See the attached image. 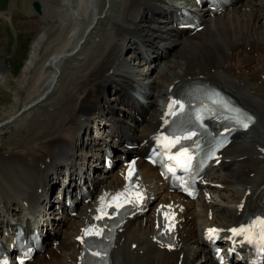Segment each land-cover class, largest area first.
Instances as JSON below:
<instances>
[{
	"label": "bare ground",
	"instance_id": "1",
	"mask_svg": "<svg viewBox=\"0 0 264 264\" xmlns=\"http://www.w3.org/2000/svg\"><path fill=\"white\" fill-rule=\"evenodd\" d=\"M243 5L246 9L241 8V12L236 10L231 17L219 15L210 19L204 30L192 35L177 31L171 22H163V15L171 10L168 0H74L71 10L64 8V13L60 9L54 10L53 15L43 14L38 22L31 24L38 29V35L25 61L23 77L15 84V98L11 105L3 106L0 111V133L11 124L8 120L16 116L20 106L24 107L43 94L47 97L39 103L49 99L47 92L51 89L52 95H58L60 77H63L60 61L70 59L73 66L69 67V88L62 89L66 82L63 83L61 94L49 100L50 107L56 102L59 104L58 109L55 107L56 113L50 117L49 113L47 117L44 115L45 118L38 121L37 132L31 134L30 141H39L37 145L29 144L26 138L27 144L25 140L16 144L25 146L24 151L13 148L0 153V227L15 224L24 213L25 203L41 208L37 207L40 218L35 221H49L43 224L45 251L35 256L30 264H78L81 246L75 238L80 234L94 199L87 203L79 200L80 188L76 183L89 184L92 186L90 194H97L102 188L111 189L122 181L118 172L105 169L93 177L79 175L77 164L84 166L87 156L82 152L80 156L75 154L76 147L102 151L115 145L119 156L127 154L126 139H143L157 128L160 116L157 104L165 99L169 86L177 87L192 77L212 80L257 118L250 130L235 137L224 150L222 162L208 173L205 191L216 190L223 202L218 204L206 193L195 201H184L178 195L168 193L156 171L142 164L149 207L146 212L136 211L124 223L122 231H118L109 264H215L202 238L204 227L228 228L244 213L264 211V93L250 90L254 80H261L256 87L264 88V77L261 76L264 29L260 30L257 24L258 17L264 14V0H245ZM240 15L246 16L248 21H242ZM69 17L72 21L68 29L73 28L76 34L68 35L40 58L38 75L34 73L27 95L21 100L26 73L39 56L43 35L58 24L63 23V26ZM106 19L109 28L101 29V23ZM94 43L98 46H93ZM1 45L0 42V74L4 77L7 57ZM141 45L151 51L152 58L146 62V71L138 73L121 68L127 61L123 56L127 53L134 56L132 59H139ZM86 47L91 50L88 52ZM149 55L146 54L147 58ZM54 59H57L55 63ZM135 73L148 80L145 105L138 104L132 94ZM17 118L19 116L15 121ZM94 118L103 121L102 125H95L103 135L97 140L99 142L91 145L79 135L90 128ZM62 169L70 171L67 188L75 189L71 195L78 205L74 217L67 214L64 196L55 202L48 199L52 177ZM211 182H215V187ZM170 200L177 202L172 206L180 219L179 240L172 250L156 240L155 223L159 203ZM240 202H244L242 209L238 207ZM45 208L58 212L52 215L50 211L47 215L42 210ZM54 239L58 240L57 245H52Z\"/></svg>",
	"mask_w": 264,
	"mask_h": 264
},
{
	"label": "rangeland",
	"instance_id": "2",
	"mask_svg": "<svg viewBox=\"0 0 264 264\" xmlns=\"http://www.w3.org/2000/svg\"><path fill=\"white\" fill-rule=\"evenodd\" d=\"M32 2L33 0H0V42L2 44L1 48L3 52L7 55L6 57L8 59L6 61V64L8 66V70L10 71V73L8 72L9 77L6 75L3 77L2 76L3 74H0V111L2 110L3 106L11 105L15 98V95H16L15 84L17 83L18 80H21V78L23 77V68L25 66V61L28 59L30 51H31L32 43L34 42L35 38L38 35V29L32 26L31 24L38 22L40 15L43 16V14H46L50 16L55 13L54 10L59 11L60 9V11L63 12L64 8H66V10L71 9L70 6H72L71 4L74 3V0H69L71 4L69 3L67 4L66 0H41L42 5H43L41 14L35 13V11L33 10L31 6ZM248 4L249 3H247V5ZM60 5H62L61 8H60ZM240 19L242 21H248L246 16L240 15ZM260 19L262 20V18L260 17L258 19L259 23L257 24H259L258 26L260 27V30L261 29L263 30L264 21L263 20L260 21ZM105 23L106 22L104 21L101 23L103 26L101 27V29H106ZM62 24H58L56 27L50 30L47 34H45V36L43 35L44 37L42 39L43 45L41 44L40 51H39L40 58H43L41 56L48 54L54 46L55 47L58 46L69 35L68 33L69 29L67 26L68 23L67 22L64 23L63 26ZM86 50L89 52L90 51L89 47L86 48ZM39 56L36 62H34V64L29 69V72L26 73L27 82H25L26 85L24 86L23 92L20 94L21 100L27 95L26 90L30 85L29 83H31L32 81L31 78L33 77L34 73H36L35 75H38L37 74V69H38L37 63L40 61ZM86 57H87V54H86ZM231 58H232V55H231ZM72 65H73V61H71L70 59H66L64 62H62V74L63 75L61 76L63 77L60 78V81L62 79V83L59 81L60 86H59V90L57 93L58 95L55 96L56 93L52 95V92H53L52 89H51L52 92L49 90L47 92L49 93V96H50L49 99H46L45 101H42L38 105L32 107L25 115H23V117H21L22 119L20 117L17 118L16 121L14 119L12 124H10L5 130H3L0 133V153L11 151V149L13 148H14L13 150H16L18 152L24 151V149H26L25 146L24 147L16 146V144L23 143L24 140H25L24 143H26L27 139H28V142H30L29 144H32L34 146L37 145L39 141L37 140L32 141V142L30 141L31 134H33L34 131L37 132L38 130L37 124L40 123V121L42 120L41 118L43 119L45 118L44 115L46 117L49 115L50 117L52 116V114L54 115L56 113L59 107V104L56 102V104L55 103L53 105L51 104V107H50V101L52 97L55 98L61 94L60 87L61 88L63 87L62 85L63 83L66 82L67 85L65 83L64 88L62 89H65V87L69 88V82H68L70 78L69 77V74H70L69 67H71ZM250 90L253 92H259V93L263 92L262 89L258 90L255 87L250 88ZM46 97L47 96H45L44 99ZM55 107L57 109H55ZM20 108H22V106H20ZM1 115L2 113L0 112V116ZM77 155L80 156L81 152H78ZM53 178L54 177H52V179ZM215 197L217 198V195H215ZM217 203L222 204V202L221 203L217 202Z\"/></svg>",
	"mask_w": 264,
	"mask_h": 264
},
{
	"label": "snow or ice",
	"instance_id": "3",
	"mask_svg": "<svg viewBox=\"0 0 264 264\" xmlns=\"http://www.w3.org/2000/svg\"><path fill=\"white\" fill-rule=\"evenodd\" d=\"M241 123H243V122H241ZM243 127L247 128L248 124L247 123H243ZM184 155H186V154H184ZM189 161H190V158H189ZM261 224H264V221H261ZM233 231L235 232L236 230H233ZM241 231H246V229H242ZM237 234H239V233H237Z\"/></svg>",
	"mask_w": 264,
	"mask_h": 264
},
{
	"label": "water",
	"instance_id": "4",
	"mask_svg": "<svg viewBox=\"0 0 264 264\" xmlns=\"http://www.w3.org/2000/svg\"><path fill=\"white\" fill-rule=\"evenodd\" d=\"M34 6L37 10L39 9V4L37 2L34 3Z\"/></svg>",
	"mask_w": 264,
	"mask_h": 264
}]
</instances>
